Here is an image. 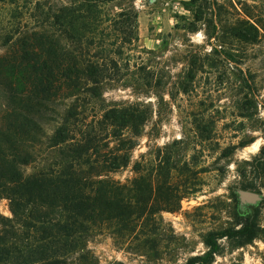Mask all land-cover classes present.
<instances>
[{
	"label": "rangeland",
	"instance_id": "obj_1",
	"mask_svg": "<svg viewBox=\"0 0 264 264\" xmlns=\"http://www.w3.org/2000/svg\"><path fill=\"white\" fill-rule=\"evenodd\" d=\"M44 1L56 10L67 0ZM122 2L138 13L137 46L120 40L103 52L118 62L104 72L122 79L104 82L96 97L41 100L38 130L18 139L31 148V161L16 159V166L28 175L61 155L51 144L63 118L79 132L98 120L101 127L102 114L112 107H136L142 116L138 133L129 127L120 138L99 141V154L129 156L128 164L108 174L121 183L137 175V161L145 162L150 207L136 231L150 242L139 255L104 228L87 234L66 264H181L206 249L207 232L247 216L256 217L257 237L242 246L222 239L213 264H264V0ZM119 10L103 9L108 17ZM185 179L192 187L183 191ZM243 184L259 192L255 203L240 201ZM168 200L178 204L176 210L158 208ZM5 218L13 214L0 192V230Z\"/></svg>",
	"mask_w": 264,
	"mask_h": 264
},
{
	"label": "trees",
	"instance_id": "obj_2",
	"mask_svg": "<svg viewBox=\"0 0 264 264\" xmlns=\"http://www.w3.org/2000/svg\"><path fill=\"white\" fill-rule=\"evenodd\" d=\"M122 1L67 0L51 10L44 0H0V192L13 214L1 222L0 264H66L87 234L104 228L131 252L147 253L150 241L136 231L150 207L145 162L137 161V175L121 183L108 174L128 164L129 156L116 150L99 154V141L120 138L129 127L138 133L142 116L136 107H112L102 114L101 127L98 120L79 132L63 118L51 144L61 155L28 175L16 166V159L31 161V148L21 147L18 139L38 130L35 111L41 100L84 93L96 97L104 82L122 79L104 72L118 62L103 53L107 44L120 40L137 46L138 13ZM110 5L120 10L108 17L103 9ZM161 162L157 159L156 166ZM180 185L183 191L192 187L188 179ZM177 205L168 200L158 208L176 210ZM259 230L256 217L247 216L209 231L202 237L206 249L181 264H213L222 239L242 246Z\"/></svg>",
	"mask_w": 264,
	"mask_h": 264
},
{
	"label": "water",
	"instance_id": "obj_3",
	"mask_svg": "<svg viewBox=\"0 0 264 264\" xmlns=\"http://www.w3.org/2000/svg\"><path fill=\"white\" fill-rule=\"evenodd\" d=\"M238 194L242 203H255L260 198L259 192L251 189L240 188Z\"/></svg>",
	"mask_w": 264,
	"mask_h": 264
}]
</instances>
